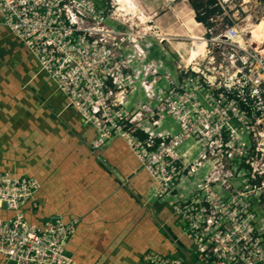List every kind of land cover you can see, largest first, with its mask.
Listing matches in <instances>:
<instances>
[{"label":"built area","instance_id":"1","mask_svg":"<svg viewBox=\"0 0 264 264\" xmlns=\"http://www.w3.org/2000/svg\"><path fill=\"white\" fill-rule=\"evenodd\" d=\"M113 4L0 0V17L67 105L94 128L91 148L114 139L129 146L155 184L153 198L168 203L190 242L191 264H264V223L254 213L264 207V162L249 131L238 137L234 128L264 116V47L252 35L264 0H214L209 27L198 24L208 35L220 30L210 39L217 55L198 54L192 41L188 57L177 53L174 74L166 53L153 61L146 52L152 30L161 45L165 36L147 21L139 31L132 23L119 30ZM167 119L177 131L164 125ZM38 188L35 178L0 172V205L13 213L0 219V256L8 264H74L67 245L78 219L41 227L25 219L22 207ZM141 264L186 262L147 253Z\"/></svg>","mask_w":264,"mask_h":264},{"label":"crops","instance_id":"2","mask_svg":"<svg viewBox=\"0 0 264 264\" xmlns=\"http://www.w3.org/2000/svg\"><path fill=\"white\" fill-rule=\"evenodd\" d=\"M135 2L145 13H156L167 0ZM127 3L135 6L131 0ZM125 7L124 16L134 15L136 8ZM181 12L190 15L187 9ZM176 46L187 51V43ZM150 55H155L149 52L152 60ZM172 60L167 57L164 62L174 74L168 67ZM137 98L144 99L141 94ZM164 125L178 130L170 119ZM94 138V128L67 105L64 95L0 17V172L39 182L33 198L22 207L27 222L41 227L55 219H78L67 245L74 264H141L147 253L191 264L190 242L168 203L153 198L155 184L129 146L114 139L93 150ZM12 216L0 205V219ZM0 264H8L2 256Z\"/></svg>","mask_w":264,"mask_h":264},{"label":"rangeland","instance_id":"3","mask_svg":"<svg viewBox=\"0 0 264 264\" xmlns=\"http://www.w3.org/2000/svg\"><path fill=\"white\" fill-rule=\"evenodd\" d=\"M110 1L112 0H108L109 4ZM132 3L136 6V10L134 11V15H127V16H119L117 15V13L115 12L116 9L119 7L118 4H113L112 7L109 9L111 10L112 14L113 12H115V15L113 17V22L115 24H118V28L119 30L122 29H127L128 25L130 23L135 24L136 26H133V30L136 31L140 29V27H143L144 25H142V23H145V21H147L148 25L152 26V29H156V31H158L162 36H165L166 38V42L167 46L164 44H159L157 38H155V35L153 33V30L151 31V35L148 36V41H150V46H148L149 48H146V52H149L152 55L155 56H151L150 58H152V60H157L158 58L164 57L163 52L166 53V56L173 59L172 61H168L169 64V68L174 69L175 68V64L177 61V53H179L180 55H183L184 58L188 57L189 55V50H190V43L194 40L188 41L186 39V37H189L188 35H190L188 33V29L190 27L193 28V33L195 34V32L199 31V34L197 36H201V38H203V41H206L207 46L204 47V52H198V54H203L205 55L207 53V51H213V45L210 42V39L215 36L217 33H220L219 29H215L213 31L212 35H208L205 33V29L201 26H193L191 20H193L194 17V12L193 10H190V4L187 0H174L173 2H169V0H167L166 5L161 9H157L156 13H145L143 10H141L138 7V4L135 2V0H131ZM129 6V5H128ZM132 6V4H131ZM182 9H187L190 11V15L185 14L187 13L185 11L184 15L181 12ZM180 10V11H179ZM179 11V12H178ZM128 12H131L130 9H128ZM184 12V11H183ZM136 13V14H135ZM176 13H179V17H174V14L176 15ZM164 15V18L162 19L159 18L160 16ZM171 16H173L171 18ZM139 18V19H137ZM158 18V19H157ZM195 21V18H194ZM173 22V23H171ZM189 22L191 23V26L189 24ZM196 23H198L197 21H195ZM170 24H173V26L175 27H179V30H172L170 29L171 26ZM168 28V29H165ZM252 35H253V39L258 40V42L264 44V17L260 20L257 21L252 29ZM177 34V36H176ZM188 34V35H187ZM175 35V36H174ZM183 35V36H182ZM187 35V36H186ZM186 36V37H185ZM249 36V35H248ZM179 42H184L187 43V48L185 52H181L179 51L178 47L176 46V44H178ZM197 44H199L201 41H196ZM194 44V43H193ZM164 45V46H163ZM213 54L217 55V51L214 50ZM175 60V61H174ZM142 95V94H141ZM143 101H145V98L143 99ZM140 111V110H137ZM141 112L143 113H147L149 114V111L146 110H142ZM263 115H264V110L262 111ZM251 123H249L248 125H244L241 123H234V128L237 130L238 133V137H245V132L249 131V139L251 144H255L254 148H258V154H259V158L262 159V162H264V116L261 120L260 123H255L254 121H250ZM228 136V135H227ZM232 137V136H229ZM255 138L257 139L256 143H255ZM252 149L250 150V155L255 158V153H256V149ZM229 165H226L225 167H228ZM264 197V194H263ZM264 199V198H263ZM254 213L257 214V223L262 225L264 223V207L263 206H258L255 210Z\"/></svg>","mask_w":264,"mask_h":264},{"label":"trees","instance_id":"4","mask_svg":"<svg viewBox=\"0 0 264 264\" xmlns=\"http://www.w3.org/2000/svg\"><path fill=\"white\" fill-rule=\"evenodd\" d=\"M193 10L195 17L204 26L209 27V18L216 13L214 0H187Z\"/></svg>","mask_w":264,"mask_h":264},{"label":"bare ground","instance_id":"5","mask_svg":"<svg viewBox=\"0 0 264 264\" xmlns=\"http://www.w3.org/2000/svg\"><path fill=\"white\" fill-rule=\"evenodd\" d=\"M117 1V4L119 5V7L116 9V13L119 15V16H121V15H123V13H121V12H124L125 10H127V8L125 7V5L127 4V5H129L130 6V8H131V10L132 9H134V8H136L135 6L133 7V6H131L130 5V3H127L128 2V0H116ZM124 15H125V13H124ZM123 15V16H124ZM129 15H130V13H129ZM191 22H192V24H193V26H197L198 27V25H197V23L194 21V20H191ZM189 24H190V26H191V23L189 22ZM194 31H193V28L192 27H190L189 29H188V33L190 34V35H188L189 36V38L190 39H192V40H194V45L197 47V49H198V52L200 53V52H204V47H206V43H205V41H203L202 39H201V36H197L196 34H194L193 33ZM186 35V36H187ZM175 36V35H174ZM176 36H177V34H176ZM185 36V37H186ZM196 41H201L199 44H197V42ZM254 41L255 42H257L258 40H255L254 39ZM259 46L260 47H264V44H262V43H259ZM194 53V52H193ZM203 55V54H202Z\"/></svg>","mask_w":264,"mask_h":264},{"label":"water","instance_id":"6","mask_svg":"<svg viewBox=\"0 0 264 264\" xmlns=\"http://www.w3.org/2000/svg\"><path fill=\"white\" fill-rule=\"evenodd\" d=\"M195 21H197L198 23H200L196 17H195Z\"/></svg>","mask_w":264,"mask_h":264}]
</instances>
